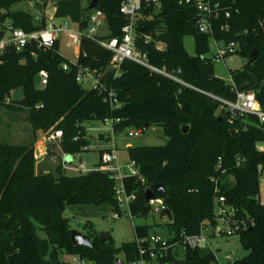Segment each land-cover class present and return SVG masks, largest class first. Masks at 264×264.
<instances>
[{
	"label": "trees",
	"instance_id": "trees-1",
	"mask_svg": "<svg viewBox=\"0 0 264 264\" xmlns=\"http://www.w3.org/2000/svg\"><path fill=\"white\" fill-rule=\"evenodd\" d=\"M53 1L55 18L73 23L84 19L91 3ZM97 1L108 29L101 39H120L121 29L128 24L119 13L123 0ZM21 2L0 0V12H5L2 18H9L25 33L40 30L42 24H35L31 14L14 10ZM143 14L148 19L140 22L138 32L143 29L142 34L152 42L145 45L138 39V49L149 65L176 77L182 85L128 60L118 71L112 70L111 53L95 40L82 39L75 64L59 54L57 43L47 51L31 47L22 53L7 52L0 65V107L25 111L33 134L61 132L57 147L60 154L71 158L86 152L89 145L83 122L119 120L114 125L115 135L126 129L143 133L146 125L161 128L167 139L164 146L127 149L130 162L144 180L142 184L134 177L123 178L126 194L136 197L128 206L130 217L149 216L145 190L154 184L164 186L166 198L162 204L172 216L166 224L168 244H174L182 235H198L204 223L214 228L215 202L223 198L225 207L233 212L231 219L246 225L234 236H238L247 255L233 264H264V204L258 200L264 153L256 149L258 143H264V124L251 117L230 125L221 104L214 99L233 102L236 93L250 92L264 110V34L257 26L264 19V1L235 0L228 34L220 33L216 24L213 38L224 43L237 41L239 57L246 61L242 69L229 72L231 84L213 75L211 58L205 57L211 39L198 33L191 6L179 5L178 0H160L158 12L148 7ZM244 31L247 36H237ZM185 37L193 38L195 56L185 52ZM155 43L163 44L164 50L157 51ZM252 52L255 57L250 60ZM63 64L68 65L67 71L62 69ZM80 69L94 73L98 80L95 88L85 91L76 82ZM40 71L48 74L42 89L33 83ZM17 91L20 100L27 102L25 108L4 103L5 97ZM109 91L116 94L119 103L115 110L104 102ZM34 165L33 142L22 146L0 144V264H67L60 261L63 255L90 264L138 261L135 241L114 248L110 237L106 242L89 226L86 237L92 248L71 244L68 220L62 217L66 207L106 206L120 213L112 174L99 171L100 162L98 169L74 177L64 176L60 168L59 180L49 174L36 176ZM149 230L148 226L135 227V240L148 239ZM38 233L45 237L40 239ZM158 256V264H219L209 249H185L180 260L172 250ZM144 259L152 264L148 256Z\"/></svg>",
	"mask_w": 264,
	"mask_h": 264
},
{
	"label": "built area",
	"instance_id": "built-area-1",
	"mask_svg": "<svg viewBox=\"0 0 264 264\" xmlns=\"http://www.w3.org/2000/svg\"><path fill=\"white\" fill-rule=\"evenodd\" d=\"M264 1V0H262ZM235 0L230 4H225L224 0H178L179 5H188L195 10L194 24L199 34L209 37L214 46L217 48L216 54L210 59L211 63L218 62L224 63L225 60H233L239 57L240 46L237 41L224 43L223 41L215 40L214 33L216 24H218L219 32L228 34L230 32V21L232 18L233 5ZM18 5L27 6V9L21 7L16 10H21L31 14L33 22L41 25L40 30L25 33L23 30L17 28L9 18H2L5 12H0V65L2 64L1 58L9 51L16 53H22L24 50L34 47L36 50L47 51L54 47L57 43L60 47V40L62 37L67 39V47L75 49V61L70 63L75 64L79 54L80 41L82 39H91L97 41L100 47L106 49L111 53V59L109 62V68L118 71L123 61H131L138 65H141L152 74L160 75L166 79H169L178 84L182 83L174 76L166 73L164 70H158L148 64L146 56L137 47V40L140 39L145 45L152 42L149 36L143 35V29L138 32L140 22L148 19L143 14L146 8L151 7L158 12L160 9V0H123L119 7V13L128 19V24L121 29L120 39H101L105 35H99L101 28L108 29L104 19L103 13L96 8L88 10L83 20L80 23H73L69 19H57L55 18L54 1L53 0H22ZM52 12V13H51ZM82 22L87 23L85 30H81L80 24ZM72 26L76 29H72ZM258 29L264 34V19L258 21ZM248 32L244 31L237 36H247ZM100 38V39H99ZM221 45V47H220ZM155 49L157 51H163L164 46L161 43H155ZM60 54V52H59ZM61 55V54H60ZM62 69L68 70V65L63 64ZM40 82L36 86L38 89H42L47 85L48 74L45 71H40L37 75ZM89 77L93 80L94 88L97 86V78L94 73L87 69H80L76 76V82L81 83L82 79ZM225 84H231V77ZM4 98L5 104H10L11 96ZM221 104V108L227 115V121L230 125H234L236 122L242 120L247 121L249 118H255L259 125L264 124V110L258 105L255 95L253 93H236L235 100L233 102L224 101L214 98ZM104 102L108 104L111 110H115L119 107V103L116 98V94L113 91L105 93ZM119 120H105L102 124L108 127L112 145L109 149L103 150L100 155V167L99 171L109 172L112 174V179L115 182L114 193L119 203V206H125L128 210L130 203L135 201L134 194H126L123 186V178L134 177L137 178L142 184L144 180L141 178L138 169L133 162L129 164V171L126 175H122V171L117 165L116 149L113 144L114 125L118 124ZM239 128H243L241 124ZM142 134L141 130L131 129L127 133L128 138L138 137ZM62 138L61 132H48L45 134L44 140L47 144H52L59 141ZM88 151L87 148L84 149ZM148 189V188H147ZM163 201H150L148 204L151 208V213L159 214L165 210L162 204ZM215 221L216 225L211 229L209 235L207 233L206 224L201 227L198 235L186 236L182 235L181 240L174 244H168V241L162 240L158 235H151L145 240H135L138 248L139 259L134 264H148L145 262V257L148 256L149 260H154L159 257L160 253L165 254L167 250L174 249V247L182 246L185 249H208L209 242L208 237L212 234L215 237L229 238L234 236L240 230H245V224L236 223L231 217L233 212L225 207L224 199L219 198L215 202ZM118 215L114 214L112 219H117ZM212 239V238H211ZM145 244L149 245L148 249H145ZM76 258V264H90L86 261ZM216 258V257H215ZM227 264H233L231 257H226ZM216 262L219 261L216 258ZM220 264V263H219Z\"/></svg>",
	"mask_w": 264,
	"mask_h": 264
},
{
	"label": "rangeland",
	"instance_id": "rangeland-1",
	"mask_svg": "<svg viewBox=\"0 0 264 264\" xmlns=\"http://www.w3.org/2000/svg\"><path fill=\"white\" fill-rule=\"evenodd\" d=\"M19 7L23 9L28 8L27 6L16 5L14 10ZM72 29L76 28L72 26ZM99 35L106 36V28H101L99 30ZM183 47L189 56H195L193 38L185 37L183 39ZM216 51L217 48L214 46L213 41L209 40V49L205 57L212 58L216 54ZM59 52L65 59L71 62L75 61V49L67 47V39L65 37H62L60 40ZM245 63L246 61L240 57H236L233 60H225L224 63H215L212 67L213 75L221 81H227L229 72L242 69ZM80 86L83 90L90 91L94 88V83L91 78L85 77L82 79ZM20 98L21 93L17 91L12 94L11 101H19ZM220 110L221 108L217 113H219ZM26 117L27 113L25 111H15L0 107V144L18 146L32 142L35 144L34 134L26 121ZM81 126L85 129L86 139L89 144L87 147L88 151L75 155L72 157V163L62 168V174L67 177H74L98 169L100 152L109 149L112 145L107 126L97 121L83 122ZM130 130L131 129H126L116 134L113 138V144L116 149L117 165L121 169L122 175H126L129 171L128 167L130 160L127 154L128 148L161 147L164 146L167 141L162 134V129L159 127L152 126L145 130L140 136L134 138L127 137V133ZM56 142L58 144L59 141ZM34 149L35 165L44 158L53 162L61 156L58 147L55 145H49L46 154L42 155H39L36 146H34ZM62 160L63 159H60L56 162H62ZM263 187L264 173L259 179V195ZM263 199L264 198L261 196V201H264ZM114 214L115 212L106 206H72L65 208L62 217L68 220L70 231H75L87 236L91 229L97 235H108V237L111 238L114 248H119L125 243L134 242V228L137 226H148L150 227V236L158 235L162 240H169V230L166 226L168 221L165 218L164 220L160 218L159 214L150 213L146 218H131L125 206H120V213L117 214V219H112ZM86 226L91 228L89 229ZM208 227L209 226L206 225L207 233H204L205 236L209 235L211 232V229H209L210 227ZM38 236L40 239L45 237L42 233H38ZM207 240L209 242L208 249L215 255L220 264H227L226 257H231L233 261H238L247 255V252L243 251L240 246L238 236L225 238L215 237L212 234ZM170 250H172V254L176 259L180 260L183 258L184 248L182 246H177ZM60 261L67 264H76V258L72 256L63 255L60 257ZM152 264H158L156 259L152 261Z\"/></svg>",
	"mask_w": 264,
	"mask_h": 264
},
{
	"label": "water",
	"instance_id": "water-1",
	"mask_svg": "<svg viewBox=\"0 0 264 264\" xmlns=\"http://www.w3.org/2000/svg\"><path fill=\"white\" fill-rule=\"evenodd\" d=\"M97 6H98V1L92 0L90 5L88 6V10L90 11V10L96 8ZM86 27H87L86 22H82L80 24L81 30H85ZM254 57H255V53L252 52L251 55L249 56V59L251 60ZM39 82H40V79H39V77L36 76L33 80L34 85L37 86L39 84ZM10 105L15 106V107L25 108L27 106V102L25 100L11 101ZM147 129H148V126L146 125L144 127V131ZM187 131H188L187 128L182 129L183 133H187ZM231 134L235 135L236 133L234 131H232ZM70 162H71L70 156H66L65 158H63L62 162H50L47 158H44L43 160L36 163L35 175L41 176L42 174H49L53 178H55V180H59L60 176L58 175V170L62 167H65ZM165 198H166L165 188H164V186H162L160 184H154V185L150 186L148 189L145 190V193H144V199H145L146 203H149L150 201H154V200L164 201ZM160 218H162V219L165 218L168 222L172 221L171 213L167 209L163 210L160 213ZM102 237L106 242L109 241L108 235L104 234ZM70 240H71V244L74 247L92 248V244L87 239V237L78 233V232L70 231ZM92 264H94V263H92ZM116 264H123V263L120 262V260H117Z\"/></svg>",
	"mask_w": 264,
	"mask_h": 264
},
{
	"label": "crops",
	"instance_id": "crops-1",
	"mask_svg": "<svg viewBox=\"0 0 264 264\" xmlns=\"http://www.w3.org/2000/svg\"><path fill=\"white\" fill-rule=\"evenodd\" d=\"M45 134H46V133L41 132V131H38V132H36V133L34 134V140H35V144H34V146H36L39 155L46 154V152H47V147H48L49 145H50V146H53V145L57 146V145H56L57 142H54V143H52V144H47V143L45 142V140H44ZM39 135H40V136H39ZM256 149H257L258 151H261V152L264 153V143H258V144L256 145ZM65 157H66L65 155L61 154L60 159H63V158H65ZM72 159H73V158H71V162H70L69 164L72 163ZM40 160H41V159H40ZM51 162H52V161H51ZM53 162H56V161H53ZM62 168H64V167H62ZM262 189H263V190H260V195L264 198V187H263ZM260 195L258 196V200H259V202H260L261 204H264V201H261V196H260ZM263 200H264V199H263ZM163 220H164V219H163ZM62 262H63V261H62Z\"/></svg>",
	"mask_w": 264,
	"mask_h": 264
}]
</instances>
